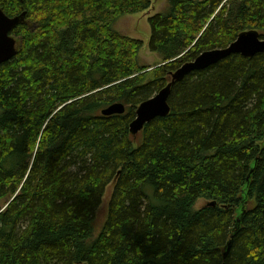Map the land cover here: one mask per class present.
<instances>
[{"label": "trees", "instance_id": "trees-1", "mask_svg": "<svg viewBox=\"0 0 264 264\" xmlns=\"http://www.w3.org/2000/svg\"><path fill=\"white\" fill-rule=\"evenodd\" d=\"M168 4L149 20L163 64L147 71L143 42L113 25L151 0H0L26 13L0 65V264H264V53L187 75L171 113L130 132L184 64L264 38V0ZM116 103L123 115H102Z\"/></svg>", "mask_w": 264, "mask_h": 264}, {"label": "water", "instance_id": "water-1", "mask_svg": "<svg viewBox=\"0 0 264 264\" xmlns=\"http://www.w3.org/2000/svg\"><path fill=\"white\" fill-rule=\"evenodd\" d=\"M25 18L26 13L11 18L0 9V65L11 61L17 56V42L10 34L19 25L24 23ZM260 53H264V38H261L258 31H248L239 35L237 40L229 47L204 52L195 61L184 64L172 74L171 83L167 87L139 106L136 112V118L130 125L131 134L134 137L137 136L151 121L156 118L167 117L171 113L169 98L172 87L176 82L182 81L187 75L196 71L209 69L231 55H242L246 58H253ZM125 112L126 107L123 104L116 103L104 109L102 115L111 117L114 115H123ZM244 214L245 210L243 209L236 221V234L240 230ZM232 244L233 240L229 243L225 255L230 252Z\"/></svg>", "mask_w": 264, "mask_h": 264}, {"label": "rangeland", "instance_id": "rangeland-1", "mask_svg": "<svg viewBox=\"0 0 264 264\" xmlns=\"http://www.w3.org/2000/svg\"><path fill=\"white\" fill-rule=\"evenodd\" d=\"M151 2L152 6L149 10L134 15L122 16L113 25V28L122 36L143 42L144 45L139 52L138 60L141 67L148 68L147 71H151L163 64L161 56L152 53L150 50L152 29L149 20L158 14L166 13L169 9L168 0H151ZM14 39L17 42V49H19L21 41L16 37ZM134 140L140 142L141 134L135 136ZM111 191L112 187L107 190L102 205L97 212L94 226V234L96 236L101 232L108 218ZM207 203L206 200H199L195 206L196 210L206 206Z\"/></svg>", "mask_w": 264, "mask_h": 264}, {"label": "flooded vegetation", "instance_id": "flooded-vegetation-1", "mask_svg": "<svg viewBox=\"0 0 264 264\" xmlns=\"http://www.w3.org/2000/svg\"><path fill=\"white\" fill-rule=\"evenodd\" d=\"M7 16H8V15H7ZM11 18H14V17H11ZM13 31H14V30H13ZM13 31H12V32H13ZM12 32H11V34H10V35H11L12 37H14V36L12 35Z\"/></svg>", "mask_w": 264, "mask_h": 264}]
</instances>
